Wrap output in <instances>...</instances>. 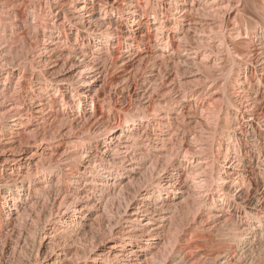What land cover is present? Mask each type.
I'll use <instances>...</instances> for the list:
<instances>
[{"label": "bare ground", "instance_id": "obj_1", "mask_svg": "<svg viewBox=\"0 0 264 264\" xmlns=\"http://www.w3.org/2000/svg\"><path fill=\"white\" fill-rule=\"evenodd\" d=\"M0 264H264V0H0Z\"/></svg>", "mask_w": 264, "mask_h": 264}]
</instances>
